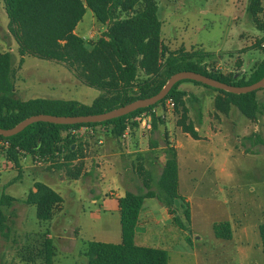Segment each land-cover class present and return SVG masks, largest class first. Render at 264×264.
<instances>
[{
	"label": "trees",
	"instance_id": "trees-1",
	"mask_svg": "<svg viewBox=\"0 0 264 264\" xmlns=\"http://www.w3.org/2000/svg\"><path fill=\"white\" fill-rule=\"evenodd\" d=\"M9 19L8 30L13 36L18 52L23 57L31 56L40 60L65 64L74 71L77 78L101 94L91 103L77 100L49 99L43 97L22 100L15 96L14 55L11 51L0 53V128L11 129L23 120L39 114L56 116H78L105 113L139 99L150 98L163 88L168 79L181 71H193L233 86H249L264 77V60L255 66L248 75L242 72L224 73L210 69L207 64L213 55L201 49L171 51L162 41V21L160 7L156 0H3ZM87 10H91L97 22L106 26L103 35L94 43H86L75 33ZM247 14L255 28L262 33L256 47L264 51V12L261 0H250ZM126 16L123 18L122 15ZM262 14V15H261ZM139 72L144 76L139 79ZM183 83H193L216 91L215 109L225 115L236 107L247 119L254 120L264 111L257 93L233 94L218 90L195 81H180L172 88L166 98L159 103L134 111L126 116L102 123L76 125H55L34 123L22 132L0 139L10 142L8 150H0L9 157L17 168L23 157H49L52 165L49 170H65L71 179L80 176V168L73 162L82 155V145L70 136L71 128L82 126H105L111 134L120 139L128 125L137 126L132 120L139 114L149 113L156 122L163 121L152 110L166 99L173 98L176 111L182 109L177 121L179 127L194 139L199 135L193 123H188L184 97L179 89ZM202 115L199 117L201 122ZM251 145H264L258 134L245 137ZM245 145V144H243ZM24 152V153H22ZM163 153L166 162L156 184V189L144 183L145 192H125L119 198L122 241L120 244L90 241L86 256L87 264H168L169 255L163 249L137 246L135 244L136 226L144 202L156 198L165 205L173 216V223L182 230L190 224L189 206L182 203L184 222L177 216L175 205L182 200L179 194L178 155L171 143L165 140ZM75 170V171H74ZM24 203L36 208L40 223H50L56 209L64 200L50 186L42 182L34 184ZM18 200L10 195L0 196V236L9 238V217L5 210ZM217 238L230 240L232 230L229 222L214 225ZM259 234L264 255V224L259 226ZM188 243H191L187 238ZM40 264H54L55 246L46 238L41 244Z\"/></svg>",
	"mask_w": 264,
	"mask_h": 264
},
{
	"label": "crops",
	"instance_id": "crops-1",
	"mask_svg": "<svg viewBox=\"0 0 264 264\" xmlns=\"http://www.w3.org/2000/svg\"><path fill=\"white\" fill-rule=\"evenodd\" d=\"M235 1L233 2V14L240 8L239 3L241 0ZM242 4L245 8L244 2ZM166 14V9L160 7L162 23H164ZM234 20H238V18L234 16ZM8 25L9 19L4 3L3 0H0V29L8 30ZM78 28L79 24L75 30L77 35ZM169 37L171 36L169 35ZM258 37L261 39L262 35L255 36V39ZM165 38L166 33L162 25L163 44H167L166 42H168L164 41L166 40ZM255 39L248 46L239 50V54L260 51L256 49L255 44L258 40L256 41ZM171 43H179V41L175 39L173 41L171 40ZM196 49L203 50L198 47ZM185 51L187 50L185 49ZM260 52L264 54V51ZM262 60H249L246 63L239 57L233 63L234 65L237 64V67L228 72L246 73L251 71ZM253 61H256V64L251 67V62ZM217 62L219 65L223 64L222 62ZM231 64L228 63L227 65ZM179 89L186 93L184 102L187 110L188 123L194 124L195 130L199 135L198 139H194L178 126L177 121L182 114V109L179 112L175 110L174 114L168 116L167 119H162L156 115L163 121L156 122L155 129H153V118L151 115H148L144 121L133 127V134L126 143L121 139L119 140L122 148L120 151L116 141L108 135H103L100 141L101 143L104 142L105 151H88V148L85 151H80L82 157L73 162V166L80 168V176L77 179L70 180L65 176V174L67 175L65 170L47 169L45 171L35 165L30 156L23 157L20 162V168H17L6 160V155L3 152H0V196L7 194L6 189L15 182L22 180L26 173L31 174L33 178V188L30 191H35L34 184L36 182L48 183L47 185L52 188V185L59 187L70 181L81 184L82 187L87 188L91 192L94 188L93 184L108 178L110 172H115V176L119 181L126 182V187L129 190H125V192H145L144 183L151 186L152 189H156V184L166 162L163 149L165 147V140H167L176 149L178 155L179 194L182 200H177L175 210L177 216L184 222L182 203L185 202L190 208L191 221L189 225H186V230H182L173 223V216L165 205L156 198L146 199L136 226L135 244L137 246L153 247L167 251L169 255L168 264H186L185 259L190 255L195 258L196 264H264L262 242L261 238L259 239L257 235L259 226L250 228L245 222H242L241 218L239 219L236 216L232 209L228 208V202L222 196L219 198V193L222 194L224 192V188L220 184H222L225 177L226 157L228 158L232 154V150L223 151V149L229 148V146L231 148L232 145L225 132V124L232 121L233 115L237 114L234 112L236 107L233 106L230 113L225 115L215 109L214 100L218 95L216 91L193 83H183ZM262 91L264 94V90ZM199 96H207L210 99V102L205 108L202 106V101ZM261 114L262 118H264V111ZM200 115H202V119L199 123ZM239 119V123H233L240 130L239 136L237 137V143L240 146L235 147L242 154H246L247 151L246 148H243L242 141L245 137L251 136L252 134H261V130L258 127L259 124L256 126V121L260 123L261 120L258 118H256L257 120H249L247 118L243 120L240 117ZM146 135L149 137L148 142L150 145L143 147ZM153 136H155V139L151 138ZM90 139L92 140L91 137H85L79 141L81 145L87 146L91 142ZM11 171H15L16 175L9 177L3 182V177ZM38 179H41V181ZM124 193H121L119 190H112L106 196L107 198L102 199L100 202L101 210L110 214L111 217H115V221L112 222L109 219L102 227L103 229L101 227H97V230L92 229L94 240L101 241L97 240L96 237L98 235H105L106 240L101 242L121 243L122 228L119 198ZM63 204L64 202L57 207L56 211L63 209ZM97 204V199H93L91 205L95 206ZM16 205H18L17 202L12 207ZM61 213L62 211H59L58 214L60 215ZM10 218L11 220H19V223L17 224V228H12L11 223H9V236H23L26 238L33 235L42 237L41 233L29 227L27 220L20 217L19 214L13 217L10 215L9 221ZM101 218L99 214L96 216L97 220ZM196 219H198L197 222ZM220 222L230 223L232 230V238L230 240L216 237L214 225ZM80 230L77 231L80 232ZM74 233L76 232L74 231ZM46 238L53 240L50 234L43 236V239ZM187 238L190 239L191 243H188ZM58 239L61 243L69 240L65 236H60ZM72 240L74 239L72 238ZM197 245H203V247L197 251ZM55 258L56 255L54 257V264ZM85 264H87V261Z\"/></svg>",
	"mask_w": 264,
	"mask_h": 264
},
{
	"label": "rangeland",
	"instance_id": "rangeland-1",
	"mask_svg": "<svg viewBox=\"0 0 264 264\" xmlns=\"http://www.w3.org/2000/svg\"><path fill=\"white\" fill-rule=\"evenodd\" d=\"M234 1L156 0L158 5L167 11L163 28L166 33V40L164 41L168 42L164 45L171 51L179 49L191 51L196 49V47L202 48L213 55L212 59L207 61L210 69L224 73H229V70L237 67V64L234 65L233 63L239 57L246 63L249 60H262L264 54L260 52L263 51L261 48H256L260 51L242 54L238 52L243 47L248 46L255 39V36H261L262 33L254 27L247 14L246 9L250 0H241L239 3L240 8L233 14ZM243 2L245 8L243 7ZM125 16V14L122 15L123 18ZM234 16L238 20H234ZM105 30L106 26L97 22L92 11L87 10L79 23L78 35L86 43H94L103 35ZM175 39L179 43H171V40ZM259 39L258 37L255 40ZM0 40V53L11 51L14 55L13 67L15 69L16 98L27 100L34 97H43L77 100L84 104H91L101 94L98 90L85 85L77 78L75 72L71 71L65 64L26 56L21 65L18 46L7 29H0ZM216 60L223 64L219 65ZM228 63L233 65H227ZM251 63L252 67L256 64V61ZM247 74L249 75L250 71ZM143 76L139 72V79H142ZM199 98L204 108L210 102L207 96H199ZM257 98L260 103H264L263 91L257 93ZM234 112L237 114L233 115V122L230 121L225 124V132L232 145L231 148L229 146L223 151L232 150V154L230 157H226L225 177L222 184H220L223 186L224 192L222 194L219 193V198L222 196L228 202V208L232 209L236 216L239 219L241 218L242 222L253 228L264 224V145L253 146L245 141L244 138L242 146L246 148V154H242L239 149L236 150V147L240 146L237 143L240 130L233 123L237 124L240 120L239 117L243 120L245 117L237 108H235ZM257 118L261 120L260 123L256 121V126L259 124L258 127L261 130V134L258 133V135L264 138V118H262V114H259ZM94 128V135L86 134L83 137H91L92 140L90 139L91 142L87 146L82 145L81 151H85L86 148H88V151H105L104 142H100L103 135H108L114 139L119 151L122 149L119 143L120 139L115 138L110 130H103L101 126ZM132 134L133 132H131ZM151 138L155 139V136ZM148 139L149 137L146 135L143 147L150 145ZM157 139L159 140V138ZM38 167L45 171L48 169V165ZM15 175L16 172L11 171L3 177V182ZM65 176L69 180L71 179L68 175L65 174ZM38 180L41 181V179ZM124 182L117 179L115 172H110L108 178L93 184L94 188L91 192L87 188L82 187L81 184L70 181L59 187L52 185V188L59 192L64 200L63 209L56 211V216L50 223L40 224L36 217L35 208L23 203L25 196L33 188V178L31 174L26 173L22 180L15 182L6 189L7 194L18 199V205L6 209L5 212L9 217L10 215L13 217L19 214L20 217L25 218L27 225L34 228V231L41 233L42 237L32 235L24 238L23 236L13 237L10 235L8 239H5L0 236V264H40L41 244L44 243L45 239H43V236L46 234H50L53 238L52 241L56 248L55 264H85L88 260L86 256L88 243L94 240L92 229L102 228L109 219L112 222L115 221V217H111L110 214L101 210L100 202L102 199H106V196L112 190H119L121 193L129 190L126 187V182ZM93 199H97L98 202L95 206L91 205ZM59 211H62L60 215L58 214ZM98 214L102 217L100 220L96 219ZM9 223H11L12 228H17L19 220H11L10 218ZM79 229H81L80 232L77 231ZM257 235L260 239L259 228ZM60 236H65L69 240L61 243L58 239ZM105 237V235H98L96 239L105 241ZM202 247L203 245H197V251ZM185 260L186 264H196L195 258L191 255L186 257Z\"/></svg>",
	"mask_w": 264,
	"mask_h": 264
},
{
	"label": "water",
	"instance_id": "water-1",
	"mask_svg": "<svg viewBox=\"0 0 264 264\" xmlns=\"http://www.w3.org/2000/svg\"><path fill=\"white\" fill-rule=\"evenodd\" d=\"M184 80L195 81L198 83H202L206 86H209L211 88L223 90L237 95L247 94L264 89V77L258 82L249 86H233L197 72L181 71L172 75L168 79L166 84L163 86V88L159 91V93H157L156 95L150 98L139 99L123 107L101 114L78 115V116H56V115H46V114L34 115L23 120L22 122H20L18 125H16L11 129L0 128V135L5 138L12 137L22 132L28 126L38 122L51 123L55 125H76V124H85V123H102L116 118H120L130 113H133L136 110L148 108L150 106L159 103L160 101L166 98V96L170 93V91L175 86V84Z\"/></svg>",
	"mask_w": 264,
	"mask_h": 264
},
{
	"label": "built area",
	"instance_id": "built-area-1",
	"mask_svg": "<svg viewBox=\"0 0 264 264\" xmlns=\"http://www.w3.org/2000/svg\"><path fill=\"white\" fill-rule=\"evenodd\" d=\"M261 8L264 12V0H261ZM256 43V42H255ZM262 47H264V44H262ZM175 107H176V104H175V101L173 100V98H168L166 99L162 104H160V106L154 108L152 110V113L160 116L162 119H167L168 116L170 115H173L174 114V111H175ZM150 115L149 113H142V114H139L137 115L133 121L134 122H137V123H141L142 121H144L146 119V117ZM101 127H103V130H109L108 127H105V126H102V125H99ZM97 127V126H95ZM95 128L94 127H89V126H82L80 128H71L69 131H68V134L74 138H76L77 140H80V139H83V137L86 135V134H90L91 136L95 134ZM131 132H132V126L131 125H128L127 126V129L125 130L124 134L121 136V140L123 142H127L130 137H131ZM11 147V144L10 142L6 141V140H3V139H0V150H8L9 148ZM24 153V152H22ZM27 156V155H26ZM31 157V156H30ZM34 161V164L37 165V166H42V165H52V161L50 160L49 157H40V156H35L34 158L31 157ZM6 160L8 162H10L12 165L15 166L14 162L6 156Z\"/></svg>",
	"mask_w": 264,
	"mask_h": 264
}]
</instances>
